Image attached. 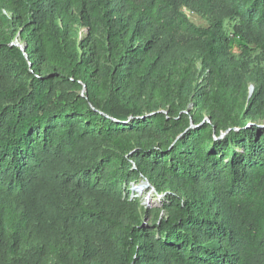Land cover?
I'll return each mask as SVG.
<instances>
[{"label": "trees", "instance_id": "trees-1", "mask_svg": "<svg viewBox=\"0 0 264 264\" xmlns=\"http://www.w3.org/2000/svg\"><path fill=\"white\" fill-rule=\"evenodd\" d=\"M0 264H264V0H0Z\"/></svg>", "mask_w": 264, "mask_h": 264}, {"label": "rangeland", "instance_id": "rangeland-1", "mask_svg": "<svg viewBox=\"0 0 264 264\" xmlns=\"http://www.w3.org/2000/svg\"><path fill=\"white\" fill-rule=\"evenodd\" d=\"M183 12L187 15V18L191 23H193L195 26L200 28H206L207 24L204 20H202L198 15H196L194 12L184 8ZM134 188H139L138 192H141V196L139 197L141 200V204L146 207H155L157 205V201L161 197L158 194H155L154 192L150 191L148 188H145V185L142 184H136ZM148 189V190H147Z\"/></svg>", "mask_w": 264, "mask_h": 264}, {"label": "built area", "instance_id": "built-area-1", "mask_svg": "<svg viewBox=\"0 0 264 264\" xmlns=\"http://www.w3.org/2000/svg\"><path fill=\"white\" fill-rule=\"evenodd\" d=\"M145 185V188H148L150 191L154 192L156 194V192L154 191V189L145 181H140L139 183H131L130 184V197L131 198H139L141 196V192H138L139 188H134V186L136 184H142ZM147 189V190H148Z\"/></svg>", "mask_w": 264, "mask_h": 264}]
</instances>
